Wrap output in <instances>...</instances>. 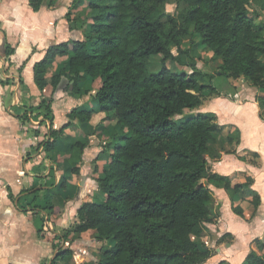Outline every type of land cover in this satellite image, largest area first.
<instances>
[{
  "label": "trees",
  "instance_id": "1",
  "mask_svg": "<svg viewBox=\"0 0 264 264\" xmlns=\"http://www.w3.org/2000/svg\"><path fill=\"white\" fill-rule=\"evenodd\" d=\"M262 2L72 0L66 20L70 23L78 12L88 31L80 40L48 47L33 66V82L46 94L65 78L67 93L74 98L89 92L84 89L88 82L98 110L72 109L66 123L54 130L52 100L42 99L35 115L49 122V138L38 144L35 152L40 148L44 153L52 152L53 139L62 130L74 122L90 123L93 116L102 114L93 131L101 151L92 162L91 179L104 200L79 205L75 214L78 223L61 236L54 235L56 250L62 240L90 234L97 242L113 241L110 248L102 249L95 264H204L212 255L202 238L205 225L219 213L212 215L210 191L203 181L222 182L233 196L250 188L251 179L231 185L227 178L211 173L206 159L208 144L221 138V129L213 115L196 114L204 94L219 96L211 84L200 83L206 76L193 63L189 64L190 73H174L164 65L157 73H149L147 65L154 55H160L162 63L178 61L188 53L183 48L185 39L197 35L213 59L221 60L215 75L243 79L261 91L258 102L264 112V22L251 10L253 4L262 6ZM167 4H174L178 13H167ZM52 5L51 0H28L33 12ZM12 53L6 45L7 61ZM56 58L60 63H55ZM53 66L54 73L47 81ZM191 112L194 114L189 116ZM176 118L182 119L179 122ZM19 121L22 126L29 121L26 112ZM224 140L238 145L239 132L235 130ZM86 146V142L75 140L68 148L70 174L59 186L65 202L72 200V179L81 174ZM101 161L105 162L100 167ZM9 196L13 199L10 190ZM245 200L255 208L260 203L257 195ZM55 209L51 196L45 197L41 206L34 201L31 204L32 216L45 212L51 228L59 217ZM232 211L237 216L243 214L240 206ZM255 245L262 255L249 251L245 264H264V246L259 241ZM72 256L71 249H58L50 264L69 262Z\"/></svg>",
  "mask_w": 264,
  "mask_h": 264
},
{
  "label": "crops",
  "instance_id": "2",
  "mask_svg": "<svg viewBox=\"0 0 264 264\" xmlns=\"http://www.w3.org/2000/svg\"><path fill=\"white\" fill-rule=\"evenodd\" d=\"M57 10L42 7L38 12H33L28 0H0V264H50L61 245L69 246L68 242L62 240L56 250L54 247L58 240H53L54 235H59L57 232L64 228L68 219L66 216L69 215L70 202L61 200L62 192L59 189L61 182L70 174V165L64 162L61 155L65 145H55V149L60 151L52 158L45 155L41 148L38 152L33 151L45 141L50 126L49 122L35 115L42 99L52 100V127L61 128L72 109H86L85 103H80L91 94L87 82L84 85V89L89 91L87 94L76 98H71L68 93L65 95L63 90L67 81L63 78L48 97L33 82V66L44 57L48 47L80 40L88 31L80 13L77 12L68 23L64 12L58 16ZM6 45L13 52L8 61L4 55ZM60 60L56 58L55 63H60ZM19 69H22L21 73ZM53 71L54 66L49 69L47 81ZM221 77H218V81L222 79L219 86L220 82L226 83V90L217 91L216 88L219 96L206 93V99L212 101L213 107L196 112L199 115H213L221 129V138L208 144L206 159L211 173L227 178L231 185L243 184L248 179L252 184L248 189L243 188L241 193L229 196L224 183L213 180L204 182L210 191V211L213 216L219 213L212 223L205 225L202 242L212 255L204 264H245L249 251H258L262 255V250L255 245L256 241L264 246V112L258 102L263 93L247 85L243 79L226 80ZM90 110L97 111L98 103ZM25 112L29 121L22 126L19 117ZM95 116L89 124L74 122L68 129L73 136L67 135L72 140H78L80 134L85 136L87 146L83 159L91 164L101 151V142L93 135L94 128H90L91 124L94 126L99 122L94 123ZM29 124L34 134L27 132L30 127L27 129L25 126ZM38 126L41 131L35 129ZM235 130L239 132L238 145L224 140ZM85 168L87 166L82 167L81 174ZM74 180L71 183L73 194L77 192ZM9 190L13 199L9 196ZM254 195L260 199L257 208L245 200ZM50 196L54 197L55 212L59 214L54 228H51L45 212L37 217L31 213L33 201L41 206L45 197ZM237 206L242 208V216L232 211ZM50 219L52 221L53 218ZM71 225L70 222L67 228ZM80 241L85 240L77 238L76 242Z\"/></svg>",
  "mask_w": 264,
  "mask_h": 264
},
{
  "label": "rangeland",
  "instance_id": "3",
  "mask_svg": "<svg viewBox=\"0 0 264 264\" xmlns=\"http://www.w3.org/2000/svg\"><path fill=\"white\" fill-rule=\"evenodd\" d=\"M51 1L53 4L52 7H54L55 10L58 9L57 15L60 12H64V14L66 15L67 14L66 10H70V5L72 4V0H51ZM262 6H264V0L262 2ZM262 6H257L255 4H253L251 10H253L255 13H259L260 20L262 22H264V10H261ZM165 11L167 13H171L173 15H176L178 13L177 12L178 10L174 4H167L165 6ZM190 42H191V44H190ZM183 48L187 49L188 53L186 56L185 55L179 56L180 59L178 61L177 60H166L162 63V59H161L160 55L151 56L148 60L147 71L149 73H157L162 68V66L164 65L167 69H169L170 71H172L174 73H182V72L190 73L191 67L189 66V64L193 63L196 66V68L198 70H200V72L203 75L206 76V77H203L199 80L201 84H208L209 83L214 87V89L217 88V91L218 90H224V89L226 90V87H225L226 83L220 82V86H219V81H221L222 79L219 78V81H218V77H221V76H216L218 74L214 75L216 70L218 69L217 65L221 62V60L216 61L213 59L212 54L201 44V40L197 35H194V36H191V38L185 39ZM172 54L174 56L177 55L175 52V48H172ZM209 74H211V76H212V78L210 80L207 78V76ZM66 88H67V86L64 87V90H63L65 95L67 94ZM51 92H52V89H49L46 92V95L49 96L51 94ZM94 93H95L94 90L91 91V94L87 96L88 98L86 100L83 99L82 102L80 103V104L85 103L86 109L90 110V109H93L94 107H97V102L93 99ZM206 97H207V94H204V98H203L204 102H203V105L201 106L200 109H202V108L206 109L209 107H213V105L211 104L212 101H208L206 99ZM205 99H206V101H205ZM211 100H213V99H211ZM193 114L194 113L191 112L189 114V116L193 115ZM102 117H103L102 114L96 115L94 117L95 118L94 123L97 122L98 120L100 121ZM180 119H182V118H176V120H178L179 122H180ZM106 122H109V121H106ZM94 126L91 124L90 128H92V127L94 128ZM25 127H27V129H28V127H30L27 131L29 135L34 134L33 127L30 124L26 125ZM41 127H43V125ZM41 127L38 126L35 129H39V131H41L40 130ZM52 128L54 130L59 129V128H55L54 126ZM98 131L100 132V131H102V129L98 130ZM48 134H49V129H48ZM67 135H69L70 137L73 136L71 132H68V129H64V130H62V133L60 135H58L56 138L54 137V139H53L54 141H56L55 145L60 144V143L62 146L65 145L63 147V149L61 150V155L63 157L64 162L66 161V158L69 155L68 148H69L70 144L76 140V139H73V140L70 139V137ZM48 137H49V135L47 136V138ZM84 137H85L84 135L80 134V137L78 138V140L81 142H85ZM117 143L120 144V143H122V141H118ZM33 151H35V149ZM59 151H60L59 149H54L52 152H47L44 154L48 155L50 158H52L54 155H56V153H59ZM33 153H35V152H33ZM81 159H82L81 169H82V167L84 168L85 166H87V168L82 170L83 173L80 174V176H78L74 180L75 185L77 186V192L75 194H73V193L71 194L72 200L69 201L70 203H69V208H68V214L69 215L66 216L68 219L64 223V226H63L64 228H67L68 225H70V222L72 224L70 228H73V226L78 223L77 218L75 216V210L79 207V205L81 204L82 201L83 202H85V201H87V202L88 201L89 202H94V201L102 202L104 200V195L97 193V192H94V191H96V186H95L94 181H92V179H91L92 178L91 177L92 176V167H93L92 164L84 161L83 155H82ZM105 161H107V159H105ZM104 162H102V161L100 162V164H99L100 167L102 166V164ZM34 179L37 181L36 178H34ZM203 183H204V181H203ZM64 228L63 229L59 228L60 230L57 232L59 234V236L62 235L63 231L65 230ZM80 238H82L85 241H80L77 243L76 242L77 237L72 236L68 241H66V242H68L69 246H66V245L60 246L61 248H59V249H65V248L71 249L72 248L73 256L69 260V262L68 261L66 262V260L65 261L59 260V262H61L62 264H65V263H69V264H95L101 257L102 249L110 248L113 244L112 240L111 241H104V242H97V241H95L94 236L90 235V234H89V236H84V237L82 235V236H80ZM73 240H75V242ZM73 242H74V244H72ZM59 244H60V242H59ZM61 263H59V264H61Z\"/></svg>",
  "mask_w": 264,
  "mask_h": 264
},
{
  "label": "water",
  "instance_id": "4",
  "mask_svg": "<svg viewBox=\"0 0 264 264\" xmlns=\"http://www.w3.org/2000/svg\"><path fill=\"white\" fill-rule=\"evenodd\" d=\"M70 89H72L71 87H70ZM82 184V183H81Z\"/></svg>",
  "mask_w": 264,
  "mask_h": 264
}]
</instances>
